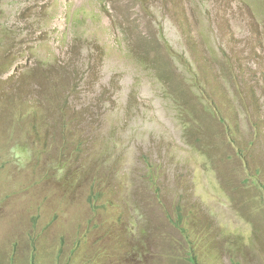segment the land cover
Wrapping results in <instances>:
<instances>
[{
  "label": "rangeland",
  "instance_id": "1",
  "mask_svg": "<svg viewBox=\"0 0 264 264\" xmlns=\"http://www.w3.org/2000/svg\"><path fill=\"white\" fill-rule=\"evenodd\" d=\"M0 264H264V0H0Z\"/></svg>",
  "mask_w": 264,
  "mask_h": 264
}]
</instances>
